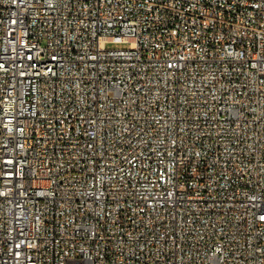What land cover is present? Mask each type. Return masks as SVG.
Here are the masks:
<instances>
[{
    "label": "built area",
    "instance_id": "built-area-1",
    "mask_svg": "<svg viewBox=\"0 0 264 264\" xmlns=\"http://www.w3.org/2000/svg\"><path fill=\"white\" fill-rule=\"evenodd\" d=\"M0 264H264V0H0Z\"/></svg>",
    "mask_w": 264,
    "mask_h": 264
},
{
    "label": "rangeland",
    "instance_id": "rangeland-1",
    "mask_svg": "<svg viewBox=\"0 0 264 264\" xmlns=\"http://www.w3.org/2000/svg\"><path fill=\"white\" fill-rule=\"evenodd\" d=\"M109 47H113V48H118V49H122V48H128L129 44H115V45H108Z\"/></svg>",
    "mask_w": 264,
    "mask_h": 264
}]
</instances>
